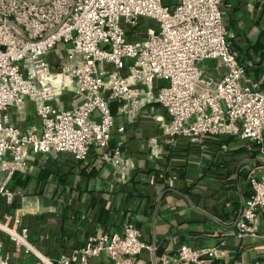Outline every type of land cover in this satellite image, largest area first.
Returning a JSON list of instances; mask_svg holds the SVG:
<instances>
[{"label": "built area", "instance_id": "obj_1", "mask_svg": "<svg viewBox=\"0 0 264 264\" xmlns=\"http://www.w3.org/2000/svg\"><path fill=\"white\" fill-rule=\"evenodd\" d=\"M222 1L177 0L169 7L161 0H0V172H5L0 195L11 202L18 193L7 182L26 169L30 151L67 153L82 162L98 148L100 160L120 166L121 147L110 141L146 105L164 110L155 120L171 139L228 135L261 144L264 93L244 76L222 23ZM144 17L157 29H129ZM205 59L221 62V78L202 79L198 63ZM158 79L165 83L150 89ZM26 101L38 123L24 128L11 120L10 111ZM261 151V172L249 180L236 222L241 230L264 208ZM5 217L0 231L15 253L35 257L32 264H87L101 255L114 264H133L150 248L127 223L119 232L86 236L79 248L54 262L36 250L26 227L9 226L10 216ZM214 255V247L182 244L153 264H203ZM0 264L27 263L0 250Z\"/></svg>", "mask_w": 264, "mask_h": 264}, {"label": "crops", "instance_id": "obj_2", "mask_svg": "<svg viewBox=\"0 0 264 264\" xmlns=\"http://www.w3.org/2000/svg\"><path fill=\"white\" fill-rule=\"evenodd\" d=\"M221 9L245 78L264 93V0H223ZM198 66L204 80L221 78L225 71L217 59ZM164 83L155 80L150 89ZM112 108L115 112L116 103ZM158 115H164L162 108L146 105L137 119L127 120L123 133L113 135L110 146L119 144L123 158L118 167L100 160L98 148L82 162L67 153L30 151L26 169L18 171L20 183L12 177L7 182L18 193L11 202L0 195V221L10 216L9 226L26 227L28 240L54 262L79 248L86 236L119 232L132 223L150 247L133 264H153L182 244L214 247V257L203 264H264V208L249 229L236 225L249 180L261 172L264 134L261 144L228 135L171 139L161 132ZM10 118L24 128L38 123L28 101L12 109ZM0 250L19 262L35 260L31 253H15L1 231ZM87 264L114 263L101 255Z\"/></svg>", "mask_w": 264, "mask_h": 264}, {"label": "rangeland", "instance_id": "obj_3", "mask_svg": "<svg viewBox=\"0 0 264 264\" xmlns=\"http://www.w3.org/2000/svg\"><path fill=\"white\" fill-rule=\"evenodd\" d=\"M177 2V0H170L169 2V7H172L175 3ZM129 29H137V30H140V31H145V28L146 27H155V29H157V23L153 20V19H150V18H140V22H139V25L136 26V27H133V26H128ZM55 53L54 52H51L49 54V57L52 59V57H54ZM64 60L63 61H66L65 58H63ZM52 61V60H51ZM4 176V173L0 174V178ZM0 182H1V179H0Z\"/></svg>", "mask_w": 264, "mask_h": 264}, {"label": "trees", "instance_id": "obj_4", "mask_svg": "<svg viewBox=\"0 0 264 264\" xmlns=\"http://www.w3.org/2000/svg\"><path fill=\"white\" fill-rule=\"evenodd\" d=\"M20 175H22L21 172H15V173L12 175V179H14V182L16 181V184H17V183H20V182H19V180L21 179V178H20V177H21ZM24 180L26 181V177H25ZM21 181H23V180H21Z\"/></svg>", "mask_w": 264, "mask_h": 264}, {"label": "water", "instance_id": "obj_5", "mask_svg": "<svg viewBox=\"0 0 264 264\" xmlns=\"http://www.w3.org/2000/svg\"><path fill=\"white\" fill-rule=\"evenodd\" d=\"M169 2H170V0H161V3L163 6H168Z\"/></svg>", "mask_w": 264, "mask_h": 264}]
</instances>
